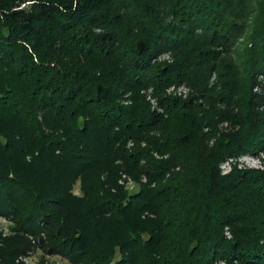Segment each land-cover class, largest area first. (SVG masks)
Returning <instances> with one entry per match:
<instances>
[{
	"label": "trees",
	"instance_id": "obj_1",
	"mask_svg": "<svg viewBox=\"0 0 264 264\" xmlns=\"http://www.w3.org/2000/svg\"><path fill=\"white\" fill-rule=\"evenodd\" d=\"M261 154L264 0H0L1 264H264Z\"/></svg>",
	"mask_w": 264,
	"mask_h": 264
},
{
	"label": "rangeland",
	"instance_id": "obj_2",
	"mask_svg": "<svg viewBox=\"0 0 264 264\" xmlns=\"http://www.w3.org/2000/svg\"><path fill=\"white\" fill-rule=\"evenodd\" d=\"M27 4H28V1L25 2L23 5H27ZM157 61L158 62L171 61V56L169 55V53L163 54L158 57ZM166 93L167 95L171 97L186 99L190 94V89L186 87L185 85L171 86L167 89ZM146 97H147V100L150 102L151 106L153 108H156L158 112H161V110L157 108L158 107L157 101L152 96V93L150 90L147 92ZM206 130L207 129H204V132H206ZM234 164L237 165L238 169H250V170L264 171V155L261 154L259 155V157L243 156L237 160H228L220 166L221 173L223 175L227 174ZM143 182H145L144 179H143ZM119 185L123 186L125 190L127 191H132L137 186L136 183H134V181L131 178L125 175H123L121 179L119 180ZM74 192L78 193L77 187ZM8 224L9 223L7 222V220H5L4 218H0V232L3 234V236H6L9 234V231L7 228ZM225 235L228 239L231 238L227 229H226ZM39 257H40L39 254H36L33 257H31V259H28L27 261H25L24 264H37ZM49 261L54 262L55 264H67L65 261L59 258H52V259H49ZM219 264H224V263H219Z\"/></svg>",
	"mask_w": 264,
	"mask_h": 264
}]
</instances>
